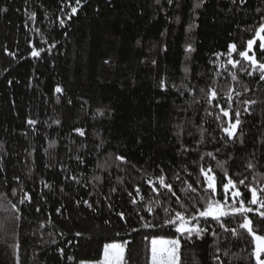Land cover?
Masks as SVG:
<instances>
[{"label":"trees","instance_id":"obj_1","mask_svg":"<svg viewBox=\"0 0 264 264\" xmlns=\"http://www.w3.org/2000/svg\"><path fill=\"white\" fill-rule=\"evenodd\" d=\"M81 4L68 19L75 0H0V9L8 8L7 13L0 11V264H17V256L18 264L100 262L105 244L125 240L131 241L125 254L128 264H150L144 236L171 237L170 227L159 226L166 218L163 208L183 211L169 202L164 189L159 196L152 191L160 169L174 188L187 189L200 180L193 184L197 192L184 202L202 207L206 185L194 161L213 168L217 198L224 175L208 152L219 160L231 154L227 176L245 178L246 184L264 189V81L227 63L231 44L246 50L247 40L257 39L256 29H248L264 15V0H248L243 11L230 0H81ZM32 12L35 19L29 16ZM259 44L253 50L258 62L264 56ZM189 46L195 51L188 52ZM33 50L40 56L32 57ZM232 58L247 64L237 53ZM232 74L239 82L231 80ZM182 82L195 85L199 103L192 102L191 93L181 96L171 87ZM57 87L63 91L57 92ZM201 88L209 92L215 88L218 98L230 88L243 93L239 97L232 93L233 109L242 114L238 129V134L241 129L244 133L242 144L237 140L222 147L220 137L227 136L218 125L228 118L221 114L217 121L214 115H205L204 109L214 113L219 109H213L215 101L205 102ZM243 100L257 103L237 102ZM221 106H226L223 101ZM245 107L251 115L244 113ZM217 148L221 150L216 152ZM248 161L255 167L248 169ZM185 167L191 177L182 170ZM173 171L180 172L183 185L172 179ZM237 172L243 175L236 176ZM238 187L250 199V192ZM24 193L31 196V203L20 206L23 217L17 227L7 209ZM252 207L248 216L253 228L264 235V219L257 214L264 209ZM118 212L125 213L124 220ZM146 222L157 227L145 229ZM229 226L238 228V223ZM212 227L222 240L230 235ZM206 239L207 244L198 241L182 249V264H214L212 238ZM254 251L252 236L240 230V238L231 243L229 264H256Z\"/></svg>","mask_w":264,"mask_h":264},{"label":"snow or ice","instance_id":"obj_2","mask_svg":"<svg viewBox=\"0 0 264 264\" xmlns=\"http://www.w3.org/2000/svg\"><path fill=\"white\" fill-rule=\"evenodd\" d=\"M157 3H159V0H157ZM169 3H171V0H169ZM230 3L236 6L238 10L243 11L244 6L248 3V0H230ZM75 4L76 7L71 8V14H69L68 19H71V16L75 15L78 11V8L82 7L81 0H75ZM196 7H201V4H197ZM0 11L7 13L8 8L5 7L0 9ZM257 11H260V9H257ZM35 15L36 14L34 12L29 13V16L32 19H35ZM60 25L62 27L65 25V21L63 19L60 20ZM253 29H256L254 31V36L260 41L259 50L264 53V15H261L258 20L254 21L253 25H251L248 30L252 31ZM256 43V39H248L246 50L241 49L239 51L235 43L231 44V51L229 53L227 63L232 65V67L240 66V70L249 76L257 74L258 79L260 81H264V56H262L261 61L258 62L255 52L253 51V46L256 45ZM54 46L55 45H53V47ZM186 50L188 52L195 51V49L191 46H189ZM249 52H253V54L249 55ZM232 53H237L239 58H242L243 61H247V64L241 65V59H233ZM31 55L32 57H39L40 51L33 50ZM216 55L219 57L222 54L217 53ZM106 63H108V61H106ZM153 64H155V61H153ZM184 71L186 74L188 73L187 68H185ZM185 80H187V75L185 76ZM231 80L239 82L236 74L231 75ZM160 86L163 90L167 91V87H165L163 81H161ZM171 87L181 96H184L186 92L191 93L193 97L192 102L199 103V101L195 98V85L182 82L180 85L172 84ZM56 91L62 92L63 89L57 87ZM245 91H250V89L245 86ZM200 92L203 94L205 102L211 104L215 101L213 109H219V112L217 113H214V111H210L209 109H204L205 115H214L217 121L221 119V114L223 117L228 118L226 124L218 125V127L222 128L223 132L226 133L227 136V139H225L224 136L220 137L222 147H228L231 144H234L237 140H239L242 144L244 135L243 130L241 129L238 134V129H240L242 124V114L239 110L233 109L234 97L232 93L235 92L236 97L242 96L243 93L237 91L235 88H230L223 96L218 98V92L215 88H213L210 92L205 88H201ZM221 101H223L226 106H221ZM237 102L248 106L257 103L255 100H243ZM69 103H71V101H69ZM244 113L247 115L252 114L249 111V107H245ZM103 114L104 113L101 111L100 115L103 116ZM28 123L35 124L36 122L29 120ZM76 131L79 132L81 136L84 135L82 130L77 129ZM177 135H179V133ZM261 142L264 143V141ZM220 150V148H217L215 151L219 152ZM206 155L211 157L212 160H216V167L220 168L224 172V175L220 177L222 193L220 194V197L217 198V176L214 174L213 168L211 166L205 167L199 163V160L194 161V163L198 166V175L203 177L206 185L203 187V192L207 196V199L204 200L202 207H197L193 202H184L192 193L197 192V189L193 187V184H200V180H193L192 183L188 184L187 189L183 187L174 188L173 184L167 180L164 174V169H160V173L158 174V183L154 184L152 191L156 192L159 196L160 189H164L165 193L169 197V202L179 204L183 211L176 210L175 208L170 211L168 208H163L160 201L154 202L163 208L166 216L159 226L170 227L173 231L171 237L169 238H165L164 236H152L151 238H149V236H144V240L148 241L149 244L150 264H182V249H185L190 245H196L198 241H204L207 244V237L212 238L210 246L213 250L210 253V256L214 264H229L228 257L231 254V243L233 239L240 238V230H245L255 241V251L253 255L255 256L256 264H264V259H261V256L264 255V235L256 234V231L253 228V220L248 216L249 213L254 212L252 206H256L257 210L264 209V189H258L255 186L246 184L245 178L236 180L233 177L227 176L225 165L228 164L229 160L232 158L231 154H228L223 160L217 159L212 152H208ZM254 156L255 153H253V157ZM77 159H79V157ZM116 159L127 163L125 158L122 156H117ZM246 167L248 169H252L255 165L251 161H248ZM182 170L187 172L189 177L192 176V173L188 172L186 167ZM0 171H3V169H0ZM235 175L242 176L243 174L237 172ZM225 177H227L226 182ZM14 179H17L18 181V178ZM73 179H75V177H73ZM96 179H100V177H96ZM172 179L179 181L181 185L185 183L184 179L180 176L179 171H173ZM149 183L154 182L149 181ZM238 185L243 186L247 192H250V199L247 193L242 192ZM112 191L115 192L116 190L113 188ZM135 191L139 196L140 188L137 187ZM179 192H184L185 196L181 197L178 195ZM12 195H15V193H12ZM128 195L132 197L131 192H129ZM173 197L175 198L174 201L171 199ZM143 199L144 197L141 196V200ZM201 199H203V197H201ZM229 200L232 201L231 204H229ZM26 202L31 203V196L24 193L17 202L11 203L10 209H7L13 212L14 215L11 217V220L17 227H19V223L23 217V212L21 211L20 206L24 205ZM131 202L136 204V198L132 197ZM85 204L88 208H93L91 203L85 201ZM108 206L109 208L112 207L111 204ZM153 210L154 209L152 207L148 208L149 212H153ZM36 211L39 212V208H37ZM93 211L95 210L93 209ZM116 214L121 220H124V212H118ZM257 214L261 219H264V211H258ZM236 217H240V220L236 221ZM140 219L144 220V217L140 216ZM6 223L7 221H5V225ZM230 223H238V228L230 227ZM213 224L222 230L223 233L230 235L225 236L222 240L221 233L217 231V228L212 227ZM142 227L149 229L156 228L157 225L151 222H146L142 224ZM133 231H139V229L134 228ZM76 235L79 236L81 233H76ZM130 243L131 241L125 240L123 243L105 244L104 259L100 262V264H128V261L125 259V253ZM221 245H223V247H221ZM13 247L18 249L19 245L16 244ZM60 251L63 252L62 249ZM233 259H236V257H233ZM18 262L19 257L17 256V264ZM196 264H200V262L196 261Z\"/></svg>","mask_w":264,"mask_h":264},{"label":"rangeland","instance_id":"obj_3","mask_svg":"<svg viewBox=\"0 0 264 264\" xmlns=\"http://www.w3.org/2000/svg\"><path fill=\"white\" fill-rule=\"evenodd\" d=\"M256 40H257V42L259 41L258 38H257ZM256 45H257V43H256ZM256 45L253 46V50H254V48H255ZM116 243H122V242H116ZM125 254H126V253H125ZM103 256H104V254H103ZM125 258H126V255H125ZM103 259H104V257H103ZM103 259H102L101 261H103ZM101 261H100V262H101ZM100 262H94V263H83V264H100Z\"/></svg>","mask_w":264,"mask_h":264}]
</instances>
